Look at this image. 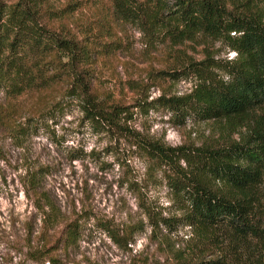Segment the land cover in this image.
Here are the masks:
<instances>
[{
  "label": "trees",
  "instance_id": "1",
  "mask_svg": "<svg viewBox=\"0 0 264 264\" xmlns=\"http://www.w3.org/2000/svg\"><path fill=\"white\" fill-rule=\"evenodd\" d=\"M107 1L118 21H87L79 32L67 20L75 9L70 3L57 8L50 0H0V90L9 102L0 105V126L16 120L11 111L21 95L60 85L51 107L64 99L73 103L94 132L123 139L145 161V178L129 183L144 219L121 228L97 220L114 244L126 247L149 227L150 239L162 237L166 264H264V0ZM125 23L150 44H168L164 65L130 81L132 102L95 86L98 58L122 44L112 27ZM197 39L200 57L187 45ZM210 41L234 54L219 56ZM166 79L190 86L181 93L160 86L149 99L150 88ZM135 107L162 108L175 125L216 121L219 135L171 144L133 125ZM32 118L7 126L25 134ZM160 184L170 206L147 195L149 186ZM47 205L42 221L55 226L58 211ZM185 228L189 234L176 247L170 236ZM78 236V222H67L37 253L52 262L51 254Z\"/></svg>",
  "mask_w": 264,
  "mask_h": 264
},
{
  "label": "rangeland",
  "instance_id": "2",
  "mask_svg": "<svg viewBox=\"0 0 264 264\" xmlns=\"http://www.w3.org/2000/svg\"><path fill=\"white\" fill-rule=\"evenodd\" d=\"M50 1L57 8L67 3L75 7L67 20L79 32L87 21H118L112 18L107 0ZM112 29L113 38L122 44L98 58L95 86L102 94L132 102L135 93L130 81L145 80L151 68L164 65L168 44H150L130 24H117ZM209 44L219 48L221 57L234 54L218 41ZM187 45L193 55L201 56V39ZM157 83L150 88L149 99L158 95L160 86L175 93L190 86L184 79ZM61 93L58 85L48 93H25L15 101L17 110L11 113L16 120L7 125L33 117L25 134L0 126L4 152L0 158V264H166L170 255L162 237L150 239L149 227L126 247H119L97 225V220H108L121 228L144 219L129 183L133 178H145L146 164L123 139L114 141L94 132L73 103L64 99L63 105L51 107L48 102ZM8 103L0 90V105L4 108ZM133 111V125L164 136L171 144L219 135L216 121L188 120L175 125L162 108L145 112L135 107ZM146 192L159 204L171 205L164 185L149 186ZM47 203L58 211L55 226L42 221L49 210ZM71 221L79 225L75 243L61 245L51 254L55 258L52 262L48 255L37 253ZM188 234L187 228L179 229L170 236L171 242L181 246Z\"/></svg>",
  "mask_w": 264,
  "mask_h": 264
}]
</instances>
